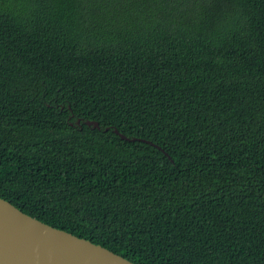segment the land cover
<instances>
[{"label":"trees","instance_id":"obj_1","mask_svg":"<svg viewBox=\"0 0 264 264\" xmlns=\"http://www.w3.org/2000/svg\"><path fill=\"white\" fill-rule=\"evenodd\" d=\"M0 196L137 264H264V0H0Z\"/></svg>","mask_w":264,"mask_h":264},{"label":"water","instance_id":"obj_2","mask_svg":"<svg viewBox=\"0 0 264 264\" xmlns=\"http://www.w3.org/2000/svg\"><path fill=\"white\" fill-rule=\"evenodd\" d=\"M86 123L100 128L98 121ZM115 132L130 139L118 129ZM0 264L137 263L101 244L43 222L0 196Z\"/></svg>","mask_w":264,"mask_h":264}]
</instances>
